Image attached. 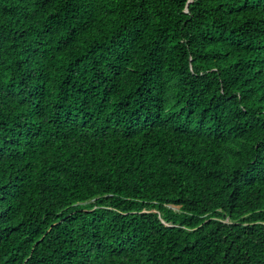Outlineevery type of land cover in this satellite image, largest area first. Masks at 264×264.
<instances>
[{
	"label": "trees",
	"instance_id": "1",
	"mask_svg": "<svg viewBox=\"0 0 264 264\" xmlns=\"http://www.w3.org/2000/svg\"><path fill=\"white\" fill-rule=\"evenodd\" d=\"M0 264H264V0H0Z\"/></svg>",
	"mask_w": 264,
	"mask_h": 264
}]
</instances>
